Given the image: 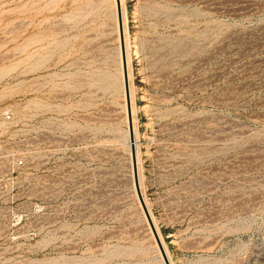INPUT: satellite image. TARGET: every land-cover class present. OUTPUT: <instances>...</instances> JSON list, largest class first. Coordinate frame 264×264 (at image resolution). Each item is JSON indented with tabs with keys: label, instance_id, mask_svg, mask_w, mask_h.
Wrapping results in <instances>:
<instances>
[{
	"label": "rangeland",
	"instance_id": "rangeland-1",
	"mask_svg": "<svg viewBox=\"0 0 264 264\" xmlns=\"http://www.w3.org/2000/svg\"><path fill=\"white\" fill-rule=\"evenodd\" d=\"M121 4L170 263L264 264V0ZM128 143L115 0H0V264H164Z\"/></svg>",
	"mask_w": 264,
	"mask_h": 264
},
{
	"label": "water",
	"instance_id": "water-1",
	"mask_svg": "<svg viewBox=\"0 0 264 264\" xmlns=\"http://www.w3.org/2000/svg\"><path fill=\"white\" fill-rule=\"evenodd\" d=\"M115 4H116L117 27H118L119 47H120V54H121V66H122L123 86H124V94H125L126 114H127L128 140H129V148H130V156H131L133 184H134V188H135L138 200L142 206L146 220L152 232L153 238L160 251L163 262L164 264H171L166 254V251L164 249V246L162 244V241L160 239V236L158 234V231L156 230V227L153 223L152 217L146 206V203L144 201V198H143V195L140 189L139 178H138V162L136 158V144H135V139H134V127H133L132 112H131L128 70H127V62H126V55H125L124 24H123L121 0H115Z\"/></svg>",
	"mask_w": 264,
	"mask_h": 264
},
{
	"label": "built area",
	"instance_id": "built-area-1",
	"mask_svg": "<svg viewBox=\"0 0 264 264\" xmlns=\"http://www.w3.org/2000/svg\"><path fill=\"white\" fill-rule=\"evenodd\" d=\"M3 117H4V119L5 120H8V119H10V113H9V110H5L4 112H3ZM2 163V160H1V158H0V164ZM13 165L16 167V168H20V167H22L23 165H24V160H23V158H16L15 159V161L13 162ZM3 170H4V166H1L0 165V174L3 172Z\"/></svg>",
	"mask_w": 264,
	"mask_h": 264
},
{
	"label": "bare ground",
	"instance_id": "bare-ground-1",
	"mask_svg": "<svg viewBox=\"0 0 264 264\" xmlns=\"http://www.w3.org/2000/svg\"><path fill=\"white\" fill-rule=\"evenodd\" d=\"M123 24H124V21H123ZM124 41H125V35H124ZM125 46H126V43H125ZM125 55H126V47H125ZM126 62H127V57H126ZM127 70H128V63H127ZM128 80H130V74L129 73H128ZM129 88H130V96H131L130 83H129ZM130 100H131V112L133 113V109H132V99L130 98ZM132 120H133V118H132ZM133 127H134V124H133ZM134 139H135V135H134ZM136 158H137V154H136ZM137 162H138V158H137ZM138 178H139V175H138Z\"/></svg>",
	"mask_w": 264,
	"mask_h": 264
},
{
	"label": "crops",
	"instance_id": "crops-1",
	"mask_svg": "<svg viewBox=\"0 0 264 264\" xmlns=\"http://www.w3.org/2000/svg\"><path fill=\"white\" fill-rule=\"evenodd\" d=\"M141 187V186H140Z\"/></svg>",
	"mask_w": 264,
	"mask_h": 264
}]
</instances>
